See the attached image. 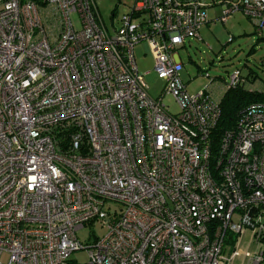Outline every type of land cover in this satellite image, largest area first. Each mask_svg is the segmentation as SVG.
<instances>
[{"label": "built area", "instance_id": "obj_1", "mask_svg": "<svg viewBox=\"0 0 264 264\" xmlns=\"http://www.w3.org/2000/svg\"><path fill=\"white\" fill-rule=\"evenodd\" d=\"M214 7L222 24L240 12L264 31V0H135L111 33L95 0H0V264H69L81 250L86 264H264V105L212 154L216 82L189 94L181 79L177 52ZM241 85L235 69L220 89ZM90 224L105 234L83 246Z\"/></svg>", "mask_w": 264, "mask_h": 264}, {"label": "rangeland", "instance_id": "obj_2", "mask_svg": "<svg viewBox=\"0 0 264 264\" xmlns=\"http://www.w3.org/2000/svg\"><path fill=\"white\" fill-rule=\"evenodd\" d=\"M135 0H95L100 18L108 30L112 25L117 27L120 17L128 12ZM220 14L219 7L208 9L209 23L200 31V41L186 40L184 47L177 52L178 60L184 65L181 79L187 86L189 94H197L204 90L210 80L216 82L212 94L219 101L223 92L222 87L227 82L228 75L235 69H240L244 76L252 70L258 78L254 83L246 80L245 89L253 92L264 91V31L256 32L255 26L242 13L232 15L227 23L217 21ZM114 16L113 19L111 16ZM76 30L80 29L76 16L71 18ZM134 58L139 72L143 75V82L148 93L153 98H158L163 90L164 83L154 71L153 56L149 46L141 43L134 48ZM220 90V91H219ZM163 104L172 114L177 113V106L172 98L165 96ZM111 212H120L122 206L111 203L108 205ZM107 208V207H106ZM105 234L100 225H85L76 232V237L83 246L91 245L95 237ZM248 237L245 236L241 248L245 250ZM254 247L250 248L252 253ZM6 256L2 257L4 262ZM70 260L76 264L88 262L87 250L74 252ZM238 262V261H236Z\"/></svg>", "mask_w": 264, "mask_h": 264}, {"label": "trees", "instance_id": "obj_3", "mask_svg": "<svg viewBox=\"0 0 264 264\" xmlns=\"http://www.w3.org/2000/svg\"><path fill=\"white\" fill-rule=\"evenodd\" d=\"M34 1L38 2V0H34ZM242 76L245 79V85H246V80H248L250 83H254L258 78V76L250 69L248 70L246 76H244L243 74ZM245 85H241L234 89L227 90L223 94L222 98L219 100L221 114L218 123L213 133L211 134L212 154L216 153L223 133H225L226 131L234 130L237 119L241 111H243L248 106L253 104L264 105V91L251 92L245 89ZM69 264H76V263L71 261L69 262Z\"/></svg>", "mask_w": 264, "mask_h": 264}, {"label": "crops", "instance_id": "obj_4", "mask_svg": "<svg viewBox=\"0 0 264 264\" xmlns=\"http://www.w3.org/2000/svg\"><path fill=\"white\" fill-rule=\"evenodd\" d=\"M219 11H220V9H219ZM208 23H209V20H208ZM208 23H207V24H208ZM199 41H200V40H199Z\"/></svg>", "mask_w": 264, "mask_h": 264}]
</instances>
